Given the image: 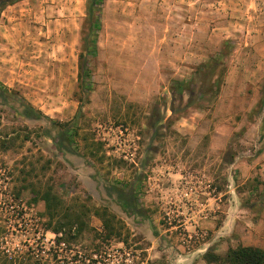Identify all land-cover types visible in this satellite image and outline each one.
Returning a JSON list of instances; mask_svg holds the SVG:
<instances>
[{"label": "rangeland", "instance_id": "rangeland-1", "mask_svg": "<svg viewBox=\"0 0 264 264\" xmlns=\"http://www.w3.org/2000/svg\"><path fill=\"white\" fill-rule=\"evenodd\" d=\"M87 2L0 8V260L207 264L264 248V0H101L85 77ZM48 188L79 222L57 256Z\"/></svg>", "mask_w": 264, "mask_h": 264}, {"label": "trees", "instance_id": "trees-1", "mask_svg": "<svg viewBox=\"0 0 264 264\" xmlns=\"http://www.w3.org/2000/svg\"><path fill=\"white\" fill-rule=\"evenodd\" d=\"M16 0H0V8L15 2ZM102 10L101 0H88L86 5V17L84 19L82 32H81V52L79 54V69L80 76L89 77V68L87 67L86 56L83 55L84 52H88L91 54H95L97 49L96 39L97 32L100 27V13ZM6 90V89H5ZM29 112L32 113L33 117L36 118H45L50 120L52 123L58 124L53 119L49 118L47 115H44L39 109H35L32 106H29ZM70 131H66L67 139L72 142V138L68 135ZM2 146L5 147L7 141H2ZM118 194V202L122 209L128 210L129 208L135 210L139 209V204L136 201L131 200V197H135L133 192H129L126 190L127 185L123 184L121 181H115L112 185ZM23 189H27L28 186L25 185L22 187ZM132 190H137V187H133ZM137 192V191H136ZM37 196L40 200L44 202L45 206V215L48 218V225L45 228L48 230L51 228L52 232L56 234L55 244L58 245L57 248L54 249L56 256L58 255L59 244L63 239V230L66 227H72L74 224H79L76 219H69L66 214L62 217L59 216L58 205H60V199L57 195L51 192L48 189H41L37 192ZM133 194V195H132ZM36 201V199H34ZM132 210V213H136ZM56 219L55 225L51 226L52 220ZM77 233L80 234L82 232L81 228L77 226L74 228ZM3 231V227L0 225V232ZM60 234V235H59ZM44 244H42L43 246ZM5 257L1 259L2 264H43L44 257L41 256L39 259L35 257H25L19 259L17 256H8V254L2 253ZM59 261V260H58ZM57 261V262H58ZM206 262H217L218 264H264V248L256 247V246H247L239 244L234 248H228L224 255H216L213 252H209L206 254Z\"/></svg>", "mask_w": 264, "mask_h": 264}]
</instances>
